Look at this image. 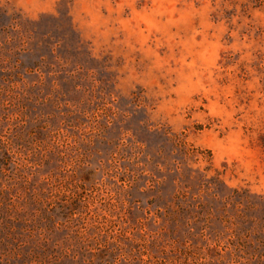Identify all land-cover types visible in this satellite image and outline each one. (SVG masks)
Returning <instances> with one entry per match:
<instances>
[{
	"label": "rangeland",
	"instance_id": "374dc122",
	"mask_svg": "<svg viewBox=\"0 0 264 264\" xmlns=\"http://www.w3.org/2000/svg\"><path fill=\"white\" fill-rule=\"evenodd\" d=\"M0 264H264V0H0Z\"/></svg>",
	"mask_w": 264,
	"mask_h": 264
}]
</instances>
